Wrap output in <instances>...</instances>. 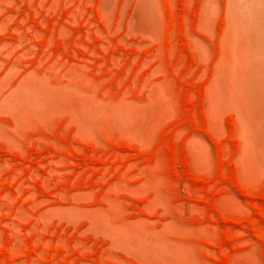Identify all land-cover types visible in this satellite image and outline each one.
<instances>
[{
    "label": "rangeland",
    "instance_id": "obj_1",
    "mask_svg": "<svg viewBox=\"0 0 264 264\" xmlns=\"http://www.w3.org/2000/svg\"><path fill=\"white\" fill-rule=\"evenodd\" d=\"M0 264H264V0H0Z\"/></svg>",
    "mask_w": 264,
    "mask_h": 264
}]
</instances>
